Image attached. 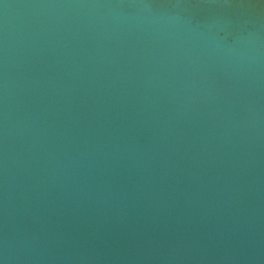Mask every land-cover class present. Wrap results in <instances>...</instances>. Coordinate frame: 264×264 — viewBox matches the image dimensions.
<instances>
[{
    "label": "water",
    "instance_id": "1",
    "mask_svg": "<svg viewBox=\"0 0 264 264\" xmlns=\"http://www.w3.org/2000/svg\"><path fill=\"white\" fill-rule=\"evenodd\" d=\"M0 264H264V0H0Z\"/></svg>",
    "mask_w": 264,
    "mask_h": 264
}]
</instances>
